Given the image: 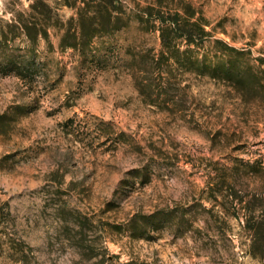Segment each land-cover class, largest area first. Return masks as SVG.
Instances as JSON below:
<instances>
[{"label": "rangeland", "instance_id": "rangeland-1", "mask_svg": "<svg viewBox=\"0 0 264 264\" xmlns=\"http://www.w3.org/2000/svg\"><path fill=\"white\" fill-rule=\"evenodd\" d=\"M68 1L0 0V264H264V0Z\"/></svg>", "mask_w": 264, "mask_h": 264}, {"label": "trees", "instance_id": "trees-1", "mask_svg": "<svg viewBox=\"0 0 264 264\" xmlns=\"http://www.w3.org/2000/svg\"><path fill=\"white\" fill-rule=\"evenodd\" d=\"M63 1L68 5L74 4L69 3L68 0ZM86 4L90 8L88 11H99L100 13L107 15L106 22L101 24L102 30L107 28L112 14L124 11L121 0H89V2ZM152 4L153 5L149 7L150 9H153L155 4L158 6L156 10L157 13H159L158 16H160V18L157 19V29L159 30L160 43L162 47L166 49V51L174 48L178 39H180V42H183L186 46H189L190 44H203L204 40L207 38L208 31L205 28V23L199 18L194 17V13L193 11H190L189 5L174 8L173 11H167L168 17L164 18L162 15H160V12L163 11L161 0H154ZM92 16L94 17V14H92ZM74 37L77 38L75 34ZM71 46L76 47L77 43L74 42ZM3 68L5 69L4 72L11 73V71H13L14 74L21 75V69L24 67L10 62L6 63V65H3Z\"/></svg>", "mask_w": 264, "mask_h": 264}]
</instances>
